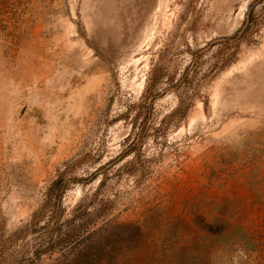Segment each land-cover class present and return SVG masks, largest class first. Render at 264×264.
Listing matches in <instances>:
<instances>
[{
  "label": "rangeland",
  "instance_id": "obj_1",
  "mask_svg": "<svg viewBox=\"0 0 264 264\" xmlns=\"http://www.w3.org/2000/svg\"><path fill=\"white\" fill-rule=\"evenodd\" d=\"M255 1L0 0V264L61 174L144 264H264V3L214 41Z\"/></svg>",
  "mask_w": 264,
  "mask_h": 264
},
{
  "label": "trees",
  "instance_id": "obj_2",
  "mask_svg": "<svg viewBox=\"0 0 264 264\" xmlns=\"http://www.w3.org/2000/svg\"><path fill=\"white\" fill-rule=\"evenodd\" d=\"M259 3H264V0H256L250 5L242 27L232 38H216L214 41L227 44L244 38L252 22V12ZM69 182L63 174L53 181L42 204L32 214L31 222L20 231V238L29 234L36 236L29 260L35 263L46 256L51 260L49 264H115L117 261L121 264H144L149 255L131 248L130 240L136 241L135 238L124 236L130 230L139 232V226L107 221L101 227L92 228L98 219L107 215L103 202L93 211L90 204L80 202L71 212H66L62 197ZM134 235L141 236V231ZM112 242L120 243L121 248H114ZM101 245L104 249L99 251ZM54 255L57 256L54 258Z\"/></svg>",
  "mask_w": 264,
  "mask_h": 264
}]
</instances>
